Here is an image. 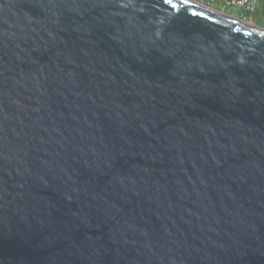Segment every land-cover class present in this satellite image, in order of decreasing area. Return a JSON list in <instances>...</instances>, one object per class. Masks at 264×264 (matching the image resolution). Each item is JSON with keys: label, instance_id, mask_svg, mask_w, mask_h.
Segmentation results:
<instances>
[{"label": "water", "instance_id": "obj_1", "mask_svg": "<svg viewBox=\"0 0 264 264\" xmlns=\"http://www.w3.org/2000/svg\"><path fill=\"white\" fill-rule=\"evenodd\" d=\"M172 3L0 0V264H264V33Z\"/></svg>", "mask_w": 264, "mask_h": 264}, {"label": "built area", "instance_id": "obj_2", "mask_svg": "<svg viewBox=\"0 0 264 264\" xmlns=\"http://www.w3.org/2000/svg\"><path fill=\"white\" fill-rule=\"evenodd\" d=\"M199 6L217 11L222 14H229L230 11H237L244 19H238L244 23L254 24L260 14L262 0H187Z\"/></svg>", "mask_w": 264, "mask_h": 264}, {"label": "bare ground", "instance_id": "obj_3", "mask_svg": "<svg viewBox=\"0 0 264 264\" xmlns=\"http://www.w3.org/2000/svg\"><path fill=\"white\" fill-rule=\"evenodd\" d=\"M187 2L190 3V4H193V5H195V6H197V7L200 8V9H203V10H205V11L211 12V13L217 15V16L223 17V18H225V19H228V20L233 21V22H236V23H240V24H242V25H244V26H246V27H249V28L252 29V30H255V31H259V32L264 33V30H261L260 28H258V27H257L256 25H254V24L240 22L239 20H237L236 18H233V17H231V16H228V15H225V14H222V13H219V12L214 11V10H211V9H207V8H205V7L199 6V5H197V4H195V3H192V2H189V1H187Z\"/></svg>", "mask_w": 264, "mask_h": 264}, {"label": "crops", "instance_id": "obj_4", "mask_svg": "<svg viewBox=\"0 0 264 264\" xmlns=\"http://www.w3.org/2000/svg\"><path fill=\"white\" fill-rule=\"evenodd\" d=\"M255 22L258 23V25L264 27V0L261 1L260 14L256 18V21Z\"/></svg>", "mask_w": 264, "mask_h": 264}, {"label": "rangeland", "instance_id": "obj_5", "mask_svg": "<svg viewBox=\"0 0 264 264\" xmlns=\"http://www.w3.org/2000/svg\"><path fill=\"white\" fill-rule=\"evenodd\" d=\"M230 13L232 17H235L236 19H240L239 13L237 11H230ZM254 25H256L260 29H264V27L258 25V23L256 22L254 23Z\"/></svg>", "mask_w": 264, "mask_h": 264}, {"label": "snow or ice", "instance_id": "obj_6", "mask_svg": "<svg viewBox=\"0 0 264 264\" xmlns=\"http://www.w3.org/2000/svg\"><path fill=\"white\" fill-rule=\"evenodd\" d=\"M165 3H168L171 5L172 8H176L177 5L172 3V0H164ZM182 3H186L187 0H181Z\"/></svg>", "mask_w": 264, "mask_h": 264}, {"label": "trees", "instance_id": "obj_7", "mask_svg": "<svg viewBox=\"0 0 264 264\" xmlns=\"http://www.w3.org/2000/svg\"><path fill=\"white\" fill-rule=\"evenodd\" d=\"M229 14H231V13L229 12ZM240 19H244V17H242V16L240 15Z\"/></svg>", "mask_w": 264, "mask_h": 264}]
</instances>
